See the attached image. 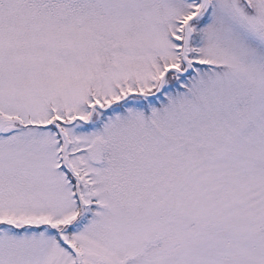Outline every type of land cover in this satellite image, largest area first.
Here are the masks:
<instances>
[{"label": "snow or ice", "instance_id": "obj_1", "mask_svg": "<svg viewBox=\"0 0 264 264\" xmlns=\"http://www.w3.org/2000/svg\"><path fill=\"white\" fill-rule=\"evenodd\" d=\"M0 264H264V0H0Z\"/></svg>", "mask_w": 264, "mask_h": 264}]
</instances>
